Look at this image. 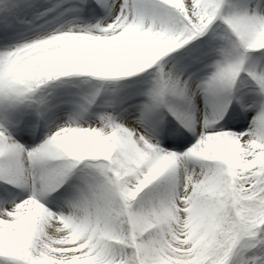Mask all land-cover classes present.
<instances>
[{
  "label": "snow or ice",
  "instance_id": "1",
  "mask_svg": "<svg viewBox=\"0 0 264 264\" xmlns=\"http://www.w3.org/2000/svg\"><path fill=\"white\" fill-rule=\"evenodd\" d=\"M0 264H264V0H0Z\"/></svg>",
  "mask_w": 264,
  "mask_h": 264
}]
</instances>
